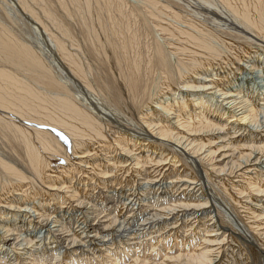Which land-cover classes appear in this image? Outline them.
Returning a JSON list of instances; mask_svg holds the SVG:
<instances>
[{"label":"bare ground","instance_id":"6f19581e","mask_svg":"<svg viewBox=\"0 0 264 264\" xmlns=\"http://www.w3.org/2000/svg\"><path fill=\"white\" fill-rule=\"evenodd\" d=\"M19 1L67 79L0 20V264H222L200 170L264 246V0Z\"/></svg>","mask_w":264,"mask_h":264},{"label":"rangeland","instance_id":"374dc122","mask_svg":"<svg viewBox=\"0 0 264 264\" xmlns=\"http://www.w3.org/2000/svg\"><path fill=\"white\" fill-rule=\"evenodd\" d=\"M28 1L37 10V13L40 17H43V5H45L49 9L53 10L54 14L57 16L59 21L64 23V12L59 7L56 0H45L43 4L40 3L42 6L39 4H34V1ZM124 2L130 4V2L132 3V0H124ZM200 9L203 11H207L209 8L205 7L204 4H202V7ZM28 14L29 13L24 12L22 7L20 6L19 0H0V20L6 22L18 36H20L23 40L29 43L32 47H34V49L37 50L39 53H41L42 57L47 61V63L52 67V69L54 71L56 70V74H59L61 76L60 77L58 75L59 78L62 81H65L67 78L64 75H66L67 70H65L64 68V63L59 59L55 43L54 41H51L53 39L51 38L49 33L43 28V26L33 16H31V14ZM210 14V16H212V13ZM49 28L53 32L56 30L55 27L52 25H49ZM72 83L74 84L73 87L77 91V94L79 93L78 95H81L80 97H82L84 101L89 102L92 105L94 103L97 105V99L93 100V98H96L95 96H92L90 93L87 92V90H84V88L79 86L75 81H72ZM99 107L107 109V107ZM117 113L118 112L110 113V115H119ZM227 153L229 155L230 151H227ZM228 159L229 158H227L226 161ZM55 162H60L63 164L62 160ZM199 173L201 176L200 182L202 183L204 189L203 191L206 193L205 196H208L210 200V209L214 211V215H219L220 219L222 216H224L231 223L232 226L227 231L228 234H231V236H233L236 240L235 242L232 241L233 243L228 244L231 241L232 237H227L228 242L226 247H231L230 249H228L229 251L227 250L226 252H224L223 250L220 257L221 260L219 262H221L222 264H224V262H226L225 264H264V246H262V242L260 241L259 236H257L253 231L249 229V227L246 225L247 223H245L244 220L241 218L242 215L239 216V214L236 213V207L231 206L227 196H225L220 191V186H218L216 179L212 178V180H209L204 176V173L201 170ZM255 196L256 198L254 200L256 201L264 199V195L260 196L259 194ZM256 201H254L253 204L256 203ZM220 219H218V224H220ZM222 237L224 236H220V239ZM116 239L118 241L119 236H117ZM225 254L227 256H225Z\"/></svg>","mask_w":264,"mask_h":264}]
</instances>
